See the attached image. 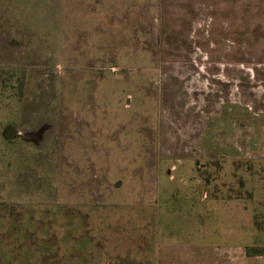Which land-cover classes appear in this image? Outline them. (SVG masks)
<instances>
[{"label":"rangeland","instance_id":"rangeland-1","mask_svg":"<svg viewBox=\"0 0 264 264\" xmlns=\"http://www.w3.org/2000/svg\"><path fill=\"white\" fill-rule=\"evenodd\" d=\"M212 12L0 0V124L52 116L60 145L37 210L0 203V264H264V38L214 35L203 54ZM236 17L264 28L262 4ZM213 61L255 69L194 65ZM20 153L0 138V192Z\"/></svg>","mask_w":264,"mask_h":264},{"label":"crops","instance_id":"crops-1","mask_svg":"<svg viewBox=\"0 0 264 264\" xmlns=\"http://www.w3.org/2000/svg\"><path fill=\"white\" fill-rule=\"evenodd\" d=\"M252 2L262 4L264 7V0H211L212 6L214 7V13L212 12L214 17H212L207 24L196 23L200 28L198 31V36L201 38L200 52L203 53L204 50L207 53L214 51V35L218 36V38H227L226 36L229 34L231 36L232 33H236L237 31V38L241 39V37L243 38L245 36V33L257 32V34H260L257 37L258 39L264 38V32H262L264 28L260 24H250L248 20H245V17L240 20L236 17L244 16L250 9ZM230 15H234L233 18L235 19H231L229 17ZM200 31L202 32L201 34L199 33ZM234 38L236 37L234 36ZM245 39H247V37ZM211 54H214V52ZM200 64L203 66H199ZM200 64L196 63L194 65L199 69L209 71L255 69V67L252 68L248 63L226 64L214 63L213 61ZM257 65H259V70H264V63H259ZM17 70L20 69L18 68ZM21 112L17 122H15L10 115H7L6 121H4L5 125L2 126L0 124L2 126L0 129V138L13 146V148H19L21 151L20 155L17 157V166H15V168H18V174H14L13 180H10V183L13 182L17 185V190L9 191V193L0 192V201H3L7 195L12 194L10 196H14V199H18L19 203H24L26 201H30V203L33 202L34 205L29 204L26 206L27 210L30 211L37 210L35 206L37 200L41 201L44 196H51L48 192L43 190V185L48 181L47 177L51 172L50 166L47 168L48 165L43 163L51 159L49 164H52L53 154L50 151L60 152V145L52 142L48 144L49 141H46V143L44 141L52 139L49 137L50 131H47V129L53 128L54 124L59 120L57 118H51L52 116L40 117L35 123L36 127L32 128L27 125L29 119L27 111L22 110ZM10 127L16 129V135L13 138H9L6 135ZM46 148L48 149L44 152ZM11 202L15 203L14 200ZM0 203L4 205L5 201ZM27 221L25 224L29 225L31 220ZM16 238H18V235L15 236V240H18L15 243L17 247L21 245L23 237L19 239Z\"/></svg>","mask_w":264,"mask_h":264},{"label":"water","instance_id":"water-1","mask_svg":"<svg viewBox=\"0 0 264 264\" xmlns=\"http://www.w3.org/2000/svg\"><path fill=\"white\" fill-rule=\"evenodd\" d=\"M9 138H13L16 135V129L14 127H10L7 130L6 134Z\"/></svg>","mask_w":264,"mask_h":264}]
</instances>
